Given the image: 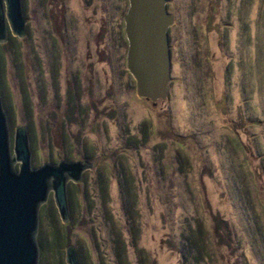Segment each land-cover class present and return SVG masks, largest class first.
Returning <instances> with one entry per match:
<instances>
[{"label":"rangeland","instance_id":"rangeland-1","mask_svg":"<svg viewBox=\"0 0 264 264\" xmlns=\"http://www.w3.org/2000/svg\"><path fill=\"white\" fill-rule=\"evenodd\" d=\"M0 43L11 139L32 165L82 161L68 221L39 207L38 264H264V0H165L169 83L139 98L128 0H25ZM18 165L15 167L17 170Z\"/></svg>","mask_w":264,"mask_h":264},{"label":"water","instance_id":"water-1","mask_svg":"<svg viewBox=\"0 0 264 264\" xmlns=\"http://www.w3.org/2000/svg\"><path fill=\"white\" fill-rule=\"evenodd\" d=\"M127 41L126 69L139 98L156 102L167 95L169 51L167 29L172 17L165 0H128L123 17ZM30 35L26 1L0 0V43ZM33 136L17 127L13 140L9 128L0 75V264H38L39 207L49 192L62 223L68 221L66 184L78 183L91 165L82 161L32 165ZM18 165L17 170L15 167ZM65 264H78L73 247L64 249Z\"/></svg>","mask_w":264,"mask_h":264}]
</instances>
